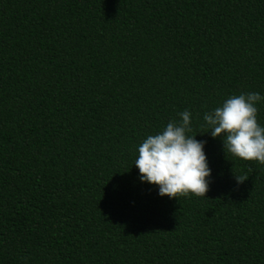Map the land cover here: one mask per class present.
Masks as SVG:
<instances>
[{
    "label": "trees",
    "instance_id": "obj_1",
    "mask_svg": "<svg viewBox=\"0 0 264 264\" xmlns=\"http://www.w3.org/2000/svg\"><path fill=\"white\" fill-rule=\"evenodd\" d=\"M248 92L264 0H0V264H264V165L201 127ZM184 110L205 198L161 197L134 165Z\"/></svg>",
    "mask_w": 264,
    "mask_h": 264
},
{
    "label": "clouds",
    "instance_id": "obj_2",
    "mask_svg": "<svg viewBox=\"0 0 264 264\" xmlns=\"http://www.w3.org/2000/svg\"><path fill=\"white\" fill-rule=\"evenodd\" d=\"M262 100L257 92L233 95L222 106L205 112L201 127L209 128L207 133L213 139L222 138L226 154L264 165V126L257 121V104ZM179 116V121H170L161 132L143 140L134 165L141 182L158 186L161 197L178 199L192 194L205 198L211 177L204 152L206 142L188 135L192 132L190 111L184 110ZM235 179L242 184L248 175H235Z\"/></svg>",
    "mask_w": 264,
    "mask_h": 264
}]
</instances>
